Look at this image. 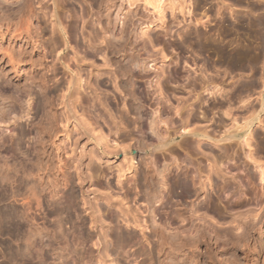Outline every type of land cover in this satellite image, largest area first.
<instances>
[{"label": "bare ground", "instance_id": "obj_1", "mask_svg": "<svg viewBox=\"0 0 264 264\" xmlns=\"http://www.w3.org/2000/svg\"><path fill=\"white\" fill-rule=\"evenodd\" d=\"M77 1L78 0H14V2H10V0H0V93H5L4 95H10L9 97L7 95L9 99H5L6 101H9L8 105L5 104L3 108L0 107V126L5 127V129H7V126L13 123L12 120L15 121V118L16 120H23L24 118L25 120H27L28 102L30 101V97L32 96L31 94H29L30 91L28 89L30 88L37 90L41 94L40 96H42V101L44 103L41 101L40 102L43 105L45 104L47 107L48 105H50V108L52 105H54V107H56V105L57 107L63 106V108L65 109V111H63L64 116L61 115L63 116L62 118L59 115L60 112H58L57 110L55 111V119L57 120L56 123L57 126H59L57 127L58 130H55L56 133L54 132L55 135L59 133L58 131L62 130V127L60 129V126L64 121H71L73 126L75 125L76 127H79L80 133L84 137L87 136V131L84 129V126H89L90 128H92L90 126L91 124L89 125V122H85V119H83L82 112V115H80L76 113L75 109L73 110V108H70L73 106V103L78 101L80 102V87L86 86L87 90L88 87H91V83L88 82L87 78L84 85H80L82 76L79 73V75H74L72 73V69L69 66L70 64H68V62L70 63L72 59H75L76 57L78 58V56H76L78 55V52L76 54V52L73 51L75 53L72 54V56L74 55L73 57L75 58H72L70 61H66L68 59H64V57L68 55L65 54V51L67 48H69L67 46L66 39L75 37L76 22L78 21V18L82 19V14H77V12H74V15L71 14L69 16H66L68 14H64L65 17L63 19V16L61 17L59 12L63 10V7L65 5H73ZM88 1L87 2L90 4L89 7L91 6L92 9L93 7L98 9L94 10L96 11L95 13L97 15L96 23L98 26V31L96 32L94 30L93 32V30L90 29L93 33L91 31H88V34L89 32L92 33L93 37L90 36L91 34H89L88 37L90 36L92 38V41L93 39L98 41L99 44L102 45V48H95L94 45L91 47L92 52L90 54L86 53V55L89 56V58H95L96 56L100 55L102 57L103 63L101 68L105 67L106 69H111V71L109 70L110 73H108V77L106 76L105 79H102L99 82L97 81L95 84L93 81V86L95 87H92V89H95L94 92L96 93L98 87L107 88V84L109 83L112 84L113 89L119 91V93L122 94V99L124 100H122V105L125 107L124 111L126 112H124V116L123 114L119 115L118 121H120V125L118 123L119 128L117 129L121 128L125 132L119 135L118 138L120 141L119 144L116 145V147H119L122 150L124 159H126L127 156L129 158L127 160V164H125V167L117 166L116 182L120 185V188L123 189L124 187L122 188L123 185L121 184H123L124 180H127V178H125V175H130V180L128 181L133 183V186H131L132 188L130 187L132 191L130 190V188H126L125 190L123 189L124 192L122 198L119 200L117 206L121 215L119 214V216H117V214L112 213L109 214L110 216L106 215L109 217V221L107 222L104 218L105 215H102L103 217L100 216L98 213V209L96 208L97 210L95 209L94 212L92 206H89L87 203L86 206L88 208L84 209V211L82 210L83 212H87V215L89 217H87V220L84 215L82 216V214L77 213L78 206L76 203V196L78 195H76V193L79 192L80 197H82L83 200L85 199V194L82 190V183L85 182L86 179L85 175L81 171V168L83 167L81 161L79 160V162L74 167L72 166V168L70 164L69 166L67 162H64L60 158V154H58L59 151H57V156L55 158V160H57V163H51L56 166L54 167V172L51 164V168H49V165H42L47 163L42 162V156L43 153H45L43 146L46 143H44L43 141L44 137L42 138L41 136H39L44 132L40 131L41 126L38 125L39 123L37 125L35 123L34 125L31 121V123H29L28 125L29 127L27 129V133L25 134L26 136H29V138L31 137L33 139L31 140L32 142L34 141L31 145L33 156H35L34 158L33 156H27L28 154L25 153L24 155H20L22 154V152H18V154H16L17 151H20L22 149V136L19 137V134H15L16 138L14 137V140L12 141V134L15 133V129H8L11 133V137L8 135L9 137L5 138L4 133L0 136V186H2L1 196L5 198H8L10 196L8 195L10 190L8 189L9 191L7 193L5 187L8 182L10 183V185H14V183H17V188L19 187V195L22 193L20 191H24L20 195L22 198L20 199V196H17L18 193H16L17 190L15 189L16 196L19 197V199H17L19 200L22 208V212L19 213L21 214V216L18 214L21 217V221L19 219L20 226L18 223L19 216L17 218L15 217L18 223V227H15V229L17 230L19 228V232L22 236L21 238H19L23 243V245L22 243L21 245L24 246V248L22 246H18L20 247L18 248V250L21 249L19 250V261L21 264H57L60 261V258H63V253H66L65 251L70 247V250L72 248H78V250L80 249L79 251H83V253H81V257L78 259L82 264H92L95 261L98 264H105L106 262L111 263L115 256L113 259L111 258L113 255L110 256V254L112 253L109 254V250L113 247L109 249L108 244L115 245L116 250L118 248L120 249V247L124 245H127L128 242L134 239L133 235H131V233L127 231V228L131 227V231H139L138 240L143 241L144 243L146 242L147 245L149 244L151 246V249H155L156 251L158 249V251H160L161 253L163 249H165L167 251L166 253L164 252L167 258V262L165 264H171V262H175L172 261V259L175 258H171V256H174L172 255L173 251L174 254L178 253L179 250L183 247H188L190 249L192 248L193 250L203 243L202 240H205L207 233L202 224V221L204 220L198 215L204 214L203 216H205L207 213L218 215L219 213L217 211L218 209H216V201H220V199L226 194L227 195L226 197H224V199H227V196L234 197L239 193L238 190L236 191L237 188H235L234 184V182H236V179L233 174H231V170H233L234 168L236 169V167L239 166L238 163L240 159H244V161L240 162L239 164H242L245 169L249 166V164L252 165L258 182L264 185V162L260 161L263 153L260 152L262 153V155H259L258 152L259 149L262 150L264 148L262 146H259L260 148L256 147L257 149L254 150L252 146V141H254L256 137H259L258 133H254V128L261 129L263 131V134L261 135H264V119H261L260 117V115L264 113V52L262 56L258 55V52H256L253 55L257 54L258 57H256V55H252L251 57L250 53L248 54L246 50H242L240 45L239 47L242 50L241 53H239V48L238 51H236V46L235 51L238 54H235L234 50V54H232L233 51L231 49L234 48L231 47V55L227 54L229 55L227 56L225 53V56L222 54L223 52L221 53L220 50L216 48L218 50L217 53L220 52L218 54V56H221L220 60H224L225 64L228 63L231 64L230 66H234L235 71L236 68L240 66V64L242 66L239 67L240 70L241 68H247L248 71L252 73L256 70V67H258L259 70L262 71V73H259L258 77L256 76L257 78H254V80L256 79V82H258L257 84L255 83L254 85H251V87L253 86L252 89L251 87H240L239 92H236L235 95L233 94L234 97H231L232 95L229 96L228 92V96L225 97V94L224 99L223 95L220 94L222 92L221 89H216L217 84L215 85V81L213 80L218 78V76V79H220V75L214 78L216 75L213 74L212 76H215L211 79V77L209 78L208 75L204 76L206 73L204 70V74H201V76H204L206 79L201 78V76H199L200 79H202L201 81L200 79H197L200 82H197L195 78L186 79L187 82L185 85L189 87V91L187 90V94L190 95L189 97L191 99V102H189V97L187 98L188 100H183L181 98V102H179L180 100L174 95V92L169 91V85L173 80L177 78L178 71L173 70L169 73H166L164 69L160 68L158 71L159 73L157 72L159 75L156 73L158 76L156 75L154 84V92L156 93L158 99V101L156 102L157 107L152 108V95L149 91V88L151 87L150 82L147 83V86L145 84L147 82L146 78H148L149 76V70L151 66L149 64L154 62L156 58L153 59L152 55L149 56L148 52L146 51V45L144 43H142L140 47L141 52H145L144 56L141 55L140 48L138 50V47L133 46V43L135 44L137 39V37H135V23L132 20L133 16L128 17L127 20L122 23L121 27L118 28L117 17L122 10L123 0ZM151 1H153V3L155 2L154 0ZM49 3L52 6L50 14L47 11ZM157 8L158 6L153 7L154 10H157ZM67 19H69V21ZM259 19H261V21L263 22L264 20H262V18L260 17L257 20L258 22L256 21L258 24L257 28L259 29V27H261L262 30V28L264 27H262V25L264 23L261 21L259 22ZM66 20L69 26L63 25V21ZM145 24L146 26H144V28L148 29L149 25L147 23ZM48 27L50 28L48 34L50 35V38H48L47 43H44L46 41L41 40L43 37L41 36V34L47 32ZM160 27L162 28V25H160ZM249 29H247V31ZM255 31L257 32V29ZM141 33L142 35L146 34L145 32ZM56 34L61 36L60 38H62L63 43L57 42V39L54 37ZM259 34H261V32ZM66 35L69 37L66 38ZM262 35L260 36V41L258 40V47L260 46L261 50H264V34ZM6 38H8V43L7 45H5V47H2L1 43L2 41H5ZM255 38L258 39V37ZM180 39L181 45L183 44V46L187 47L195 46L197 52H201L203 49H205L206 47L204 48V45L206 46L207 44H204V42L208 41L206 36L199 32L196 27L192 32L188 30L184 35H180ZM152 41L154 44H157H155L156 46H160V41L157 38ZM75 45L77 48V46H79L80 44L78 45L76 42ZM15 47H17V49H15ZM88 47L90 48V46ZM246 48L248 49V47ZM161 50H159V59L160 61L165 62V56L161 53ZM60 52H62V56H56L54 61H47L49 57H54V54L56 55ZM214 53L216 52L214 51ZM248 55L250 56L249 58ZM82 57L84 56H81V58ZM81 58L75 59V63H78V61H80L79 65L81 62L84 64L86 60H84L85 58ZM239 59H244L243 65L242 63L238 64ZM221 63L222 64L219 63V65L216 62L213 63L217 64L218 67L210 64L208 70L212 69L211 71H214L213 68H219L220 65L222 67L224 62ZM88 66L94 69L92 63ZM27 67L28 71L26 70ZM206 67H208V65ZM225 68L227 67L221 69L225 71ZM96 69L99 70L98 67H96ZM204 69L207 70V68ZM88 70H90L89 72L92 73L91 69ZM226 71H229L231 73L233 70L231 68L230 71V69L228 68V70ZM97 74L98 77H103L104 75V73H99V71L97 72ZM239 74L241 75V73ZM10 75H13V77L10 78ZM64 75H67L68 77L64 79ZM24 76L25 78L23 79L22 77ZM231 79L232 78H230V80ZM54 80L55 83H59L55 86V91H58L59 95L50 93L51 87H53V85H50V83ZM22 81L23 83H21ZM245 86L248 87V85ZM188 87L186 88L188 89ZM198 87L199 89H202V93L204 92L211 96L217 95L219 96V98L221 97L224 100L218 103V108L216 107V111L218 112L223 110L221 111L223 116L207 119V117H205V115H207L205 112V115H203L205 118L203 116L201 117L204 118L203 121L205 123L203 122V124H200L202 123L200 121L201 119L197 117V113L195 112L194 108L191 107L194 102L200 99L199 96L201 92H197ZM93 90L91 92H93ZM252 91H256V93H250ZM95 93L92 94L95 95ZM250 94L255 97L251 99L252 95ZM169 96L170 98L172 97L177 101V105L175 106H171V104H169L167 106V110H169L168 112L172 111L174 115L179 119L180 123L178 126H175L173 118H169L168 116L164 115L166 113L168 114V112H166L164 108L163 109L165 113H163L164 111L161 110V104L169 103ZM95 99V101L100 103L101 106L103 105L102 107H107L108 104L105 100H100L99 96H96ZM253 100L255 101V103ZM234 102L237 103L238 106H236V108L233 107V109L232 106H234ZM12 103H17L18 106H20L19 109L14 108ZM224 105H226V108H223ZM221 107L223 109H221ZM232 110H234V113H238L237 116L239 114H243V116H233L234 113ZM182 112H185L183 118ZM53 115L50 116L53 118ZM42 118H40V120ZM61 120H63V122ZM114 122L115 121H113V123ZM36 126H40V134L37 133L38 130H36ZM212 126L224 129L222 134L216 135L215 132H213V129H209ZM129 127L130 129H128ZM17 128L19 127L17 126ZM53 128L55 129L56 126ZM90 128L87 129L89 130ZM90 130H92V132L95 131L93 129ZM87 137L90 138V136ZM24 138L25 137H23L22 140H25ZM104 138L106 137L102 132H100L97 136V140L95 138L96 141H93L95 143L96 153H92L93 155L90 154L88 156L90 160L92 158H95L98 163L109 161V154L104 152L98 144L101 141L103 142V140H105ZM263 139L264 138L262 136L261 140ZM202 144L207 145L206 147H203ZM232 145H235V149L232 148ZM258 145H260V143ZM176 147H179L184 151L182 156L178 153ZM212 147L218 148L219 153L217 151V154H213L214 148L212 149ZM237 149H240L242 151V158H240L241 155H238ZM243 150L246 151L243 152ZM14 151H16V153ZM198 151H206L205 155L202 152V154L206 158V164L202 165L199 161ZM133 152L135 153L133 154ZM31 157L33 159H31ZM90 160L87 165L90 163ZM134 160L136 161L137 166L133 165ZM69 163L72 164V162ZM51 169H53V175L51 174ZM71 169H74L73 173H75V175L71 172ZM247 169L249 170V168ZM97 172L99 171H92L93 175H97ZM253 174L248 177L249 181L251 180V182L252 180H255V175ZM72 176H77L80 183L73 186ZM129 183L126 184L129 185ZM15 185L12 186L13 189ZM105 185L106 188H110L108 182ZM207 188H211V192H213L216 197L212 198L213 195H210V192H207ZM10 189L11 192L14 193L11 187ZM216 190L220 191L221 196L222 194L223 196L221 197L219 194H217ZM11 195L13 196L14 194ZM13 197L16 198L15 195ZM109 197L110 195L106 194L104 197H102V199L105 200L106 204L111 205ZM94 199H96V197ZM198 199L201 200L196 202ZM187 200L192 204L190 208L187 209L189 213L188 216H184L181 212H179V209H174L173 202L177 201L181 203ZM1 201L3 202L4 200L2 199L0 200V202ZM129 201H131L133 205H127ZM59 204H63V207H66L67 210H70L69 212H72L70 213V215L66 213L68 218L74 219L72 221L70 220L71 222L74 221V223H72V225H74V230L71 231V234L70 232L67 233V235L63 233L64 230L62 229V227L64 225L62 224V220L59 219V214L57 213V207ZM8 212V214L4 212L5 215H1V217H3L2 220H6V223L12 225L13 220L15 219V213H11L10 211ZM238 218L236 219L238 220ZM70 221L68 220L69 224ZM235 221L236 220H234V222ZM117 222H121L122 225L126 228L125 230L127 232L123 231L122 228L117 224ZM236 223L238 224L236 226L237 228L235 229L243 231L242 228L244 227L241 224V221H236ZM0 224L2 223L0 222ZM9 224H6L5 226H8ZM186 225H188L187 229H184L182 231H180L181 229L179 230L181 226ZM106 226L107 228H105ZM15 229L11 230V232ZM208 229L209 228H207V231ZM11 232L9 233L11 234ZM14 232L16 234V231ZM19 232L17 231V233ZM210 232L209 234H211ZM97 233H99L100 235H97ZM216 236L218 237V235ZM226 238L229 239V237ZM216 239L218 241V238ZM18 240L19 239L17 237L16 241L21 242V240ZM222 246H224V244ZM94 248H97L96 255H93L92 252ZM12 250L14 251L15 249ZM112 250L113 249H111V251ZM114 250L113 252H115ZM177 250L178 252H176ZM16 252H18L17 248ZM152 252H150L149 254H151ZM193 252L195 251L193 250L192 253L190 252L191 255L194 254ZM157 253L159 255V252ZM15 254L12 255L15 256ZM12 259L13 258H11V260ZM15 259L17 264L18 257L14 258L13 261H15ZM56 260L59 261L56 263Z\"/></svg>", "mask_w": 264, "mask_h": 264}, {"label": "rangeland", "instance_id": "obj_2", "mask_svg": "<svg viewBox=\"0 0 264 264\" xmlns=\"http://www.w3.org/2000/svg\"><path fill=\"white\" fill-rule=\"evenodd\" d=\"M87 1L88 0H86V2ZM154 1L155 2L153 3V1H151V0H123L122 10L119 13V16L117 17L118 18L117 27L120 28L122 23L124 21H126L128 17L133 16L132 20L135 23V27L134 26L133 27L135 29V35H136L135 37H137L136 43L135 44L133 43V46L138 47L137 49L139 50L142 43H144L146 45V51L148 52L149 56L152 55L153 59L156 58V60L154 62L149 64L151 66H150V70H149V76H148V78H146L147 82L145 84L147 86L148 85L147 83L150 82L151 87L149 88V91H150V94L152 95V100H151L152 106H153L152 108L157 107L156 102L158 101V99H157L156 93L154 92L155 91L154 90L155 89L154 84H155L156 75L159 73L158 71L160 68L164 69V71L166 73H169L173 70L178 71L177 78L175 80H173L171 82V84L169 85V88H170L169 91L174 92V95L177 98H179V100L181 98L183 100L189 99V102H191V99L189 97L190 95L187 94V92L189 91V87L187 85H185L187 82L186 79L187 78L188 79H194L195 78L196 80L200 79L199 76H201V74H204V72H203L204 70L206 72L204 76L208 75V77L209 78L211 77V79L215 75L216 76L214 78H216L218 75H220V79H218L219 78V76H218V78L213 79V80L215 81L214 84L215 85L217 84L216 89L217 90L221 89L222 92L220 94L223 95V99H224L225 94H226L225 97L228 96V92H229V96L232 95L231 97H234L236 92H239L240 87L249 88V87H251L252 84L253 85L255 83L257 84L258 81L256 82V79L254 80V78L256 76L258 77L259 73H262V71L259 70L258 67H256L257 71L255 70L252 73L250 71H248L247 68H243V69L241 68V70H240V68H239L241 66L240 63H242V65H243L244 59L243 60L239 59L238 64H240V66L239 67L235 66L239 69L238 70L236 68V71L238 72L237 73L234 70V66H230L231 64H228L227 62L226 63L228 65L225 64L224 60H220L221 56L220 55L218 56V54L220 52L221 53L223 52L222 53L223 55H225V53H226V55L230 54L231 50L235 51V47L237 46L236 51H238V48H239V53H241L242 50H244V51L246 50L248 54L250 53L251 57L256 52H258V55L262 56L264 50L262 49L263 50L262 51L260 46L258 47V43L260 41V36L262 34H264V27H263L264 22L261 21V19H259V22L260 21L263 22L262 23L263 28L261 30V27H259V29L257 28V26H258L257 20L260 17L262 18V20H264V16H263L264 15V11H263L264 10V0H262V1L261 0H222V1L221 0H154ZM10 2H14V0H10ZM77 2L73 5L72 4L68 5V6L65 5L63 7V10H61L59 12V14L61 17L63 16V19L65 17L64 14H68L66 16H69L71 14L74 15V12H77V14H82V19L78 18L77 19L78 21L76 22V29H75L76 35H75V37L68 38L69 36L66 35V38H68V39H66V43H67V46L69 48H67L65 51V54L66 55L68 54L67 55L68 57L66 56V57H64V59L65 60L68 59L66 61H70L72 58H75V57H73L74 55L72 56V54H74L75 52L77 54V52H78V55H76V56H78L79 59L81 58V56H84L82 58L83 59L85 58L84 60H86L84 62V64L81 62L83 65L81 63L79 65L80 61H78V63H75V59H78L77 57L75 59H72L70 61V63L68 62V64H70L69 65L70 68L72 69V73L74 75L79 73L82 76V78H81L82 80H80L81 81L80 85L83 86L85 83V80L87 78H88V82L91 83V87H88L87 90H86V86L80 87L81 88V89H79L80 102L78 101L79 103L78 102L73 103L72 105L74 107L72 106L70 108H73V110L75 109L77 114H80V115L83 114L82 116H83V119H85V122H89L88 123L89 125L91 124L90 126L92 128H90L89 126L88 127L84 126L85 127L84 129L87 131V136H90V138H88L87 136L86 137L82 136L80 133L79 127H76L75 125L73 126L71 121H68V122L64 121L63 122V120H61L63 123L60 126V129L62 127V130H60V129L59 130L64 131V132L58 131L59 133H57L55 135L54 132L56 133V131L58 130L57 127H59V126H57V123H56L57 120L55 119V117H56L55 111L57 110L58 112H60L59 115L62 118L64 116L63 111H65V109L63 108V106L57 107V105H56V107H54V105H52L50 108V105H48V107H49L48 108L45 104L43 105L41 103V102H43L42 96H40L41 94L33 88L28 89L30 91L29 94H31L32 96L30 95L31 99L28 102V107H27L28 118H27V120H25V118L23 120L22 119L16 120V118H15V121L12 120L13 123H11L9 126H7V129H5V127H3V126H0V136H1V134L4 133L5 136L4 135H2V136L7 138L11 135L9 130L15 129V131H14L15 133L12 134V138H13L12 141L14 140V137L16 138V135L19 134V137L22 136L21 137V146L22 145L23 146L21 147L22 151L21 150L17 151V153H16V151H14V152L16 154H18V152L19 153L22 152V154H20V155H24V153H25V154H28L27 156H33L31 145L33 144L34 141L32 142L31 140H33V139L31 137L29 138V136H26L25 134L27 133V129L29 127L28 125H29V123H31V121L33 122L34 125H35V123H36V125L39 123L38 125H40L41 127L40 126H36V127L37 128L40 127L41 130H40V128L39 129H37L36 127L35 128H36V130H38V132H37L38 134H40L42 131H44L42 133L43 135L40 134L39 136H41L42 138L44 137L43 141H44V143H46L43 146L45 153H43L42 162L48 163V164L47 163L46 164L41 163L42 165H47V166L49 165V168H51L50 166L52 165V168L54 169V172H55L54 167H56V166H54V164L57 163V160H55V158L57 156V151H59L58 154H60L59 155L60 158L64 162H67L68 165L70 164L71 167L72 166L74 167L79 162V160L81 161V164L83 165V167L81 168V171L85 175L86 180H85V182L82 183V190L85 194L84 195L85 199L83 200L82 197H80V195H79L80 193L77 190V192H78V193H76V195H78V196H76L77 197L76 203L78 206L77 207V211H78L77 213H80V214H82V216L84 215V217L87 218L88 217L87 212H83V211H84V209L88 208L86 206L88 203L89 206L90 205L92 206V209H94V212H95L96 208L98 209V211H99L98 213L100 216H102V215L110 216L109 214H111V213L117 214V216H119L120 212L117 208L118 202L122 198L124 190L126 188H130L131 186H133L132 185L133 183L128 181V180H130V175H125V178H127V180H124L125 182L123 181V184H121V185H123L122 188L124 187L123 188L124 190L121 189L120 185L117 184V182H116L117 166L125 167V164H127V160L129 158L127 156L126 159H124L123 154H122V150L119 147H116V145H118L119 141H120L118 138L119 135H121V134H123V132H125L121 128L117 129V128H119L118 123L120 125V121H118L119 115L123 114V116H124V114H125L124 112H126V111H124L125 107L122 105V102L124 100L122 99L123 98L122 94L119 93V91L113 89L112 84L108 83L107 88H103V87L99 88L98 87V89L96 90V93L94 92L95 89L94 90L92 89V87L93 88L95 87V86H93V81L95 84L97 81L99 82L102 79H105L106 76L107 77L109 76L108 73H110L111 69H108V68L106 69L105 67L101 68L103 63H102V57L100 55L96 56L95 58L94 57L89 58V56L86 55V53L90 54L92 52L91 47L94 45H95V48H100V47L102 48V45L99 44L98 41L93 39V41L94 40L96 41V43H95V41L93 42L92 38H91V37H93L92 33L94 32V30L96 32L98 31V29H97L98 26L96 23V21H97L96 16L97 15L95 13L96 11H94V10H98V9H96L94 7L92 9L91 6L89 7L90 4L88 2H90V1H88L86 3L85 0H78ZM222 2H223V4H222ZM154 6H158L157 10L153 9ZM225 6H227V7H225ZM51 9H52V6L49 3L48 8H47V11L49 14L51 13ZM67 20L69 21V19H67ZM67 20L63 21L64 26H69L67 24ZM196 21L197 22L199 21L200 23L199 22L197 23ZM145 23H147L149 25L148 29L144 28V26H146ZM160 25H162V28L160 27ZM195 27H196V29H198L199 32H201L202 34H204L206 36V38L208 39L207 42H209V43H207L206 41L204 42V44H207L208 47H207V45L206 46L204 45V48L206 47L205 48L206 50L203 49L204 51L202 50L201 52H197L195 46L187 47V46H183V44L181 45L180 35H184L185 32H187L188 30H190L192 32ZM47 29H48V31L43 33L44 35L41 34V36H43L41 40L46 41L44 43H47L48 38H50V35H48L50 28L48 27ZM90 29L93 30V32ZM247 29H249V30L247 31ZM253 29H255V30L257 29V32ZM88 31L92 32V33L89 32V34H91L90 35L91 37L89 36L90 38L88 37V35H89ZM221 31H222V33H221ZM141 32H145L146 34L142 35ZM249 32H251V33H249ZM260 32H261V34H259ZM247 33H248V35H247ZM57 35L58 34H56L54 36L57 39V42L63 43L62 38H60L61 36L60 35L57 36ZM253 35H255V36H253ZM255 37H258V39ZM156 38L160 41V44H159L160 46H156L157 44L155 43L156 44L155 45L153 43L152 40H155ZM7 39L8 38H6L5 41H2V43H1L2 47H5V45H7V43H8ZM73 39H74V42L76 41L78 45L80 44L79 45L80 47L77 46V48H76V45H75L76 42L74 43ZM67 40H68V42H67ZM210 41H211V43H210ZM235 44H237V45H235ZM240 45H241L242 50L239 47ZM244 45L246 47H248L249 50ZM88 46H90V48ZM231 47H233L234 49H231ZM207 48H208V50H207ZM216 48L218 50H220L219 53H217L218 50ZM15 49H17V47H15ZM159 50H161L162 51L161 53L165 56V62L160 61ZM73 51H75V52H73ZM214 51L216 53H214ZM234 51L232 52V54H234ZM236 51H235V54H238V53H236ZM140 53L143 56L145 54V52H143V51L141 52V48H140ZM255 55H256V57H258L257 54H255ZM255 55H253V56H255ZM56 56L57 57L62 56V52H60L56 55L54 54V57H51L52 59L49 57L47 61L48 62H50L51 60L54 61ZM227 56H229V55H227ZM250 56L248 55V58ZM215 62L218 65H219V63L222 64L221 62H224L223 63L224 67H227L225 69L228 70V68H229L231 71V68H232L233 71L230 73L229 71L227 72L226 70L225 71L222 70L224 68L223 65H222V67L220 65L219 68H217L218 65L213 64ZM91 63L93 64L94 69H92L91 67L88 66ZM229 63H230V61H229ZM206 64L208 65V67H206L207 66ZM210 64L217 66L216 68H213L214 71H211L212 69L208 70ZM96 67H98L99 70H97ZM204 68H207L208 71ZM27 69H28V67L26 68V70ZM88 69H91L92 73H90L89 72L90 70H88ZM218 69H221V70H218ZM102 70L103 71L105 70V71L103 72ZM98 71H99V73H104L103 77L102 76L98 77V74H97ZM233 72H235V73H233ZM88 73H89V76H88ZM236 73L237 74L241 73V75L240 74L237 75ZM213 74H215V75L212 76ZM204 76L203 77L201 76V78H205ZM12 77H13V75H10V78H12ZM63 77L65 79L68 76L64 75ZM241 77H243V78H241ZM22 78L24 79L25 76ZM230 78H232V79L230 80ZM94 79H96V80H94ZM201 80L202 79H200V81ZM236 80H237V82H236ZM200 81L197 80V82H200ZM53 82L55 85L53 84ZM53 82L50 83V85H53V87H51L50 93L59 95L58 91H55V86H56V84L58 85L59 83L58 82L55 83V80ZM234 82L236 83V85ZM21 83H23V81ZM144 83H145V81H144ZM245 85H248V87ZM61 86H62V84H61ZM243 86H245V87H243ZM186 87H188V89ZM210 87H212V86H210ZM252 87H251V89H252ZM83 88H85V89H83ZM89 89H91V90H89ZM197 89H198L197 92H201V94H200L201 97L199 96L200 99L198 101L194 102L191 107L194 108L195 112L198 115L197 117H199V119H201L200 121L202 123H200V124H203V122H204L203 120L205 117H207V119H210L212 117L217 118L219 116H223L222 112H221L223 110H221V109L226 108V105H224L223 108L221 107V109H220L221 111L219 110L220 112L216 111L217 110L216 107H217V105L219 107L218 103L222 102L224 100L221 97L219 98V96H217V95H216L217 96L216 97L214 95H212V96L208 95L207 93H204V92L202 93V89L200 88L201 89L200 90L199 87ZM92 90H93V92H91ZM232 91H235V92H232ZM256 91L255 92L252 91L250 93L253 94V93H256ZM231 92H232V94H231ZM92 93L93 94L95 93V95H93ZM2 94L3 93H0V96H1L0 97V107L1 108H3L5 106V104L8 105L9 101H6L7 100L6 98H8L10 96L8 94L4 95L5 93L3 95ZM252 94H250V95H252ZM7 95H8V97H7ZM254 95H256V94H254ZM96 96H99L100 100L106 101V103L108 104L106 108H104L105 106L102 107L103 105L101 106L100 103L95 101ZM93 97H94V99H93ZM254 97L255 96L252 95L251 99H253ZM169 98H170V96H169ZM1 100L5 101V102H3ZM176 102L177 101L171 97L169 103L161 104L162 105L161 110L164 111V109H165L166 112H168L169 110H167L168 109L167 106L169 104H171V106H175V105H177ZM179 102H181V100ZM254 103H255V101H254ZM12 104H13L14 108L19 109L20 106H18L17 103H12ZM163 105H165V106H163ZM233 105L234 106H232V108L233 107L236 108V106H238V104L235 102L233 103ZM47 109H49V110H47ZM211 110H212V112H211ZM232 111L234 113V110H232ZM49 112H50V114H49ZM81 112H82V114H81ZM205 112L207 115H205ZM42 113H44V114H42ZM163 113H165V111ZM182 113H183L182 114V118H183V116L185 115V112H182ZM73 114H74V111H73ZM77 114H75V115H77ZM237 114L238 113H234L233 116H236V117L243 116V114L242 115L239 114L238 116H237ZM50 115L51 116L53 115L54 117L52 118ZM61 115H63V116H61ZM164 115L168 116L169 118H173L175 126L179 125V123H180L179 119L174 115V113L172 111H170V112H168V114L166 113ZM203 115H205V117ZM202 116L204 118H201ZM47 117H49V118H47ZM260 117H261V119H264V113H262L260 115ZM40 118H42V119L40 120ZM113 121H115V122L113 123ZM13 124L14 125L16 124V125L14 126ZM17 126L19 128H17ZM55 126L57 129L53 128ZM86 127L93 129L95 131L92 132V130H90V129L88 130ZM3 128H4V130H3ZM16 128H17V130H16ZM128 129H130V127ZM209 129H213V132H215L216 135H221L223 130H224L222 128H216L215 126H212ZM39 130L41 131L40 133H39ZM253 131H254V133H258V136H259V137H256V139H254V141H252L253 149L255 150L259 146H262L264 148V146H263V144H264L263 140L264 139L261 140L262 136L264 138V135H261V134H263V131L261 129H258V128H254ZM100 132H102L103 135L106 137V138H104L106 141L103 140V142L101 141L98 144L100 145V147L103 149L104 152L109 154V156H108L109 161L108 162L104 161L102 163H98L95 160V158H92L90 160L88 157L90 154L96 153L95 143L93 141L95 140V138L97 140V136L99 135ZM23 133H24V135H23ZM54 136H56V137H54ZM23 137H25L24 138L25 140H22ZM45 138H46V140H45ZM259 143H260V145H258ZM206 145L207 144H202L203 147L204 146L206 147ZM213 148L214 147H212V149ZM232 148L235 149V145H232ZM176 150L178 151V153L181 156L183 155L184 151L182 149H180L179 147H176ZM254 150H253V152H254ZM259 150H258L259 155H262V153H263V155L261 156L263 159L258 155L261 158L260 161L264 162V152H263L264 149H262L260 151ZM217 151L219 153V149L214 148L213 154H217ZM244 151H246V150H243V152ZM202 152L203 151H198V153H199L198 157H199V161L203 165V164H206L207 162H206V160H205L206 158L204 156L206 154L205 153L206 151L203 152L204 155L202 154ZM260 152H262V153H260ZM30 153H32V154H30ZM134 153L135 152H133V154ZM237 153L239 156L241 155L240 158L243 157L242 151L240 149L239 150L237 149ZM34 157L35 156H33V158ZM33 158L31 157V159H33ZM89 160H90V163L87 165ZM242 161H244L243 158L240 159L239 163ZM69 162H72V164ZM51 163H54V164H51ZM239 163H238V165H239L238 167L235 166L236 169L233 167L234 169L231 170V174H233V176L236 179V182H234L235 188H237L236 191L238 190L239 193L236 194V196H234V197L227 196V199L226 198L224 199V197H226L227 194L225 193L226 195H224V197H222L223 194L221 196V194H220L221 192L216 190L217 194H219L222 197V198L220 197L221 198L220 201L219 200L216 201L217 202L216 209H218L217 211L219 214L217 215V214H213V213H207V214L205 213L207 216L206 215L203 216L204 214L198 215V216L202 217V219L204 220V221H202V224H203V227L205 228V231L207 233L205 240H202L203 243L193 249L195 251V252H193L194 253L193 255H191V253L193 251L192 248L190 249L188 247L187 248L183 247L182 249L179 250V252L177 250L176 252H178V253H175V254L173 251L172 255H174V256L173 257L171 256V258H175V259H172V261H175V262H171V264H173V263L174 264H264V185L262 183L258 182L256 175L253 171L252 165L249 164V166L246 167V169H245V167ZM133 165L137 166L135 160L133 162ZM247 168H249V170ZM53 169H51L52 175L54 174ZM71 170H72L71 172L73 173L74 169H71ZM95 170L99 171V172H97L98 173L97 175L96 174L93 175V173H92V171L94 172ZM250 173L251 174L254 173L253 175H255V180H252V182H251V180L249 181V179H248V177L251 175ZM73 174L75 175V173H73ZM89 174H90V176L91 175L92 176L90 177ZM72 177H73V182H72L73 186L80 183V181H78L77 176H72ZM107 182H108L109 187H110L109 189H108V187L106 188V185H105ZM126 183L127 184L129 183V185H127ZM14 185L16 188L14 187V189H13L12 186H14ZM14 185H12V184L10 185L9 182L5 185L7 193L10 190L9 194H8L10 196L8 198L1 196V194H2V190H1L2 188L1 187L2 186H0V192H1L0 193V200H2V199L4 200L3 202L2 201L0 202V218H1V220L3 218V217H1V215L4 216L5 213L8 214L9 213L8 211H10L11 213H13V212L15 213L14 218L15 217L17 218L19 215L21 216V214H19V213L22 212V208H21L20 202L18 200L19 197H17L19 195V192H18L19 187L17 188V186H18L17 183H14ZM10 187L13 189L12 191L14 193L11 192ZM131 188H130V190H131ZM15 189L17 190L16 193H18L17 196L15 193V191H16ZM207 189H208L207 192L208 193L210 192V195H213L212 198L216 197L215 194L213 192H211L212 191L211 188H207ZM20 192L23 193L24 191H20ZM11 194H14L16 198H14L13 197L14 195L12 196ZM106 194L110 195V197L112 198L111 199L109 197V199L111 201V205L106 204L105 200L102 199V197H104ZM22 197H23V195H22ZM95 197H96V199H94ZM20 199H22L21 196H20ZM200 200L201 199H198L196 202H198ZM16 201H18V202H16ZM83 201L84 202L87 201V202H85V204H84ZM191 204L192 203L188 200L185 202H181V203L174 201L173 207H174V209H179V212H181L184 216H188L189 213H188L187 209L190 208ZM59 205L57 207V213L59 214V219L62 220V224L64 225L62 227V229L64 231H66V232L63 231V233H65L67 235V233L70 232V234H71V231L74 230L73 229L74 225H72V223H74V221L73 222H71V221L74 219L68 218L66 213L68 215H70V213H72V212H69L70 210H67L66 207H63L64 206L63 204L62 205L59 204ZM127 205L130 206L133 204L131 203V201H129V203H127ZM1 209L4 211H2ZM62 210H63L64 214H63ZM62 214H63V216H62ZM20 216L18 217V221H19V219L21 221ZM105 216H104L105 221L106 222L109 221V217L106 216L108 218L107 219ZM16 218L14 219L15 221L13 220L12 225L9 223H6V220H2V221L0 220V222L3 224V227H2V224H0V264H12V263L16 264V259H15V261H13V259L17 258V257H18L17 264H21L19 261V259H20L19 258L20 257V251L19 250H21V249L18 250V248H20L23 245V243H22V240L20 239L22 236L19 232V228L17 230L15 229V227L16 228L18 227V223L20 226V221L17 223ZM88 218H87V220H88ZM236 218H238V220ZM49 219H50V217H49ZM233 219L238 221V222L241 221V224L244 227V228H242L243 231L235 229V228H237L236 226L238 223H236V221L234 222ZM68 220L69 221L71 220L70 224H69ZM39 222H41V221H39ZM5 223L9 224V225L5 226L6 225ZM117 224L122 228L123 231L130 232L131 235H133L134 239L132 238L133 239V240H131L132 242L130 241L127 243V245L120 247V249L118 248L117 249L118 251L116 250L115 245L108 244L109 249L111 247H113L111 249H113V250L115 249L114 250L115 252H113V250L111 251V249L109 250V254L112 253V254H110V256L113 255L111 258L113 259L114 256H115V258L112 260L113 262L112 261H111V263L106 262L105 264H165L167 262L166 261L167 258L165 255V253L167 251L165 249H163L162 253L160 251H158L157 248H156L157 251L155 249H151L150 248L151 246L149 244H148L149 245L148 246L146 242L144 243L143 241L138 240L139 239V231H137V230L131 231V229H130L131 227L130 228L128 227L127 231H126L125 230L126 228L122 225L121 222L120 223L117 222ZM205 225H206V227H205ZM71 226H72V228H71ZM9 227H11V228H9ZM187 227H188V225L181 226L179 228V230L181 229L180 231H182L184 229H187ZM12 228L15 229L14 231H16V234L14 231L11 232V230H13ZM105 228H107V226ZM207 228H209L210 230L208 229V231H207ZM17 231L19 233H17ZM9 232H11V234ZM13 232H14V234H13ZM97 232H99V231H97ZM209 232L211 234H209ZM98 234L99 233H97V235ZM16 235H18V236H16ZM216 235H218V237ZM68 236H69V234H68ZM213 236H214V238H213ZM17 237L19 240H21V242L18 240L20 242V244H19V242L16 241ZM226 237H229V239ZM12 238H13V240H12ZM216 238H218V241ZM237 238H238V240H237ZM227 240H229V241H227ZM220 241L223 243H221ZM230 241H231V243H230ZM21 243H22V245H21ZM223 244H224V246H222ZM18 246H20V247H18ZM22 247L24 248V246H22ZM16 248H17L18 252H16ZM23 248H22V250H23ZM12 249H15V250L13 251ZM72 249L74 250L75 248H72ZM72 249L70 250V247H69L65 251L66 253H63L64 254L63 258H60V261H62V262H60L58 260L61 264L62 263L63 264H82V263H80L81 261L78 259L81 257V255H82L81 253H83V251H79L80 249L78 250V248H76L74 251ZM187 249L188 250L190 249L191 251L190 250L188 251ZM99 250H100V248H99ZM148 250H149V252H148ZM92 252H93V255H96L97 248H94ZM150 252H152V253L149 254ZM157 252H159V255ZM10 253H12L13 255L15 254V256H17V257L13 256ZM115 253H116V255H115ZM189 253H190V255H189ZM226 255H227V257H226ZM11 258H13V259L11 260ZM180 258H181V260H180ZM227 258H229V259H227ZM63 260H64V262H63ZM49 261H51V260H49ZM58 261L56 260L55 262L57 263ZM59 262L57 264H60ZM92 264H98V263L95 261Z\"/></svg>", "mask_w": 264, "mask_h": 264}]
</instances>
